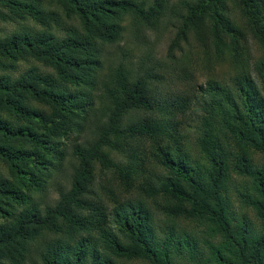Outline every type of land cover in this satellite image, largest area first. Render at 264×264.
I'll use <instances>...</instances> for the list:
<instances>
[{
    "label": "trees",
    "instance_id": "1",
    "mask_svg": "<svg viewBox=\"0 0 264 264\" xmlns=\"http://www.w3.org/2000/svg\"><path fill=\"white\" fill-rule=\"evenodd\" d=\"M0 24V264H264V0H0Z\"/></svg>",
    "mask_w": 264,
    "mask_h": 264
},
{
    "label": "rangeland",
    "instance_id": "2",
    "mask_svg": "<svg viewBox=\"0 0 264 264\" xmlns=\"http://www.w3.org/2000/svg\"><path fill=\"white\" fill-rule=\"evenodd\" d=\"M167 26H168L167 29L162 28L160 29V32H152L147 37L148 39L147 45L152 49H154L155 53L161 58L166 56L169 44L175 35V32H173L172 30L173 28L172 25L168 23ZM11 28H12L11 26L0 24V30H7ZM220 70H222L223 73L229 72L227 66H224ZM206 77L207 75L205 71H201L196 74V79L194 83L197 84V87L205 84Z\"/></svg>",
    "mask_w": 264,
    "mask_h": 264
}]
</instances>
